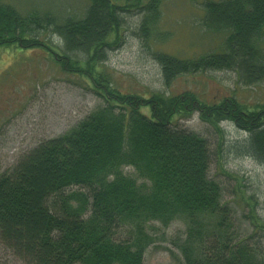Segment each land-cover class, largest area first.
<instances>
[{"label":"trees","instance_id":"16d2710c","mask_svg":"<svg viewBox=\"0 0 264 264\" xmlns=\"http://www.w3.org/2000/svg\"><path fill=\"white\" fill-rule=\"evenodd\" d=\"M86 1L81 16L57 17L36 9L21 14L0 0V47L45 50L62 72L82 79L105 104L0 175L1 242L24 264H142L140 242H116L114 229L167 223L183 214L190 221L184 264H264V223L254 215L248 218L250 235L236 233L219 186L207 177V141L177 127V120L197 113L222 137L220 124L230 123L247 135L239 150L264 163V102L249 108L234 97L206 102L190 91L147 96L120 91L106 67L107 55L122 40L132 13L141 16L143 37L156 34L162 0ZM202 6L204 27L224 34L221 52L187 59L155 52L164 86L208 71H232L243 85L264 81V0H207ZM122 166L150 184L137 186L121 173ZM72 186L86 189L88 216L83 207L71 208L72 200L80 206L88 200L81 192L65 195ZM204 216L218 220L210 233L200 226Z\"/></svg>","mask_w":264,"mask_h":264},{"label":"rangeland","instance_id":"374dc122","mask_svg":"<svg viewBox=\"0 0 264 264\" xmlns=\"http://www.w3.org/2000/svg\"><path fill=\"white\" fill-rule=\"evenodd\" d=\"M5 1L21 14L36 9L57 17L81 16L87 5L86 0ZM204 1L207 0H162L156 34L149 39L139 32L140 14L132 13L127 18L129 28L122 40L107 55L106 67L112 74L113 85L122 92L144 96L150 92L167 91L177 95L190 91L206 102L234 97L249 108L263 103L264 81L243 85L232 71L182 75L169 87L164 86L155 52L163 51L180 59L221 52L224 34L209 31L202 24ZM47 39L58 43L56 37ZM19 50L15 46L0 47V175L40 143L68 133L92 112L105 107L87 83L62 72L45 50ZM177 127L207 141L210 151L207 177L219 186L220 203L227 207L236 233L241 237L250 235L252 226L248 218L251 221L255 215L264 223V163L239 150L246 133L222 122L220 137L197 113L177 120ZM120 170L128 179L136 181L137 186L150 184L131 167L122 166ZM75 192L85 193L88 200L81 206L72 200L71 208L80 211L83 207L82 214L88 216L91 199L86 189L72 186L64 194ZM200 221L205 233L217 228L218 220L214 217L204 216ZM189 224L183 214L167 223L150 220L132 226L123 224L114 229L112 239L140 242L142 264H184L183 249L188 246ZM261 242L264 247V238ZM0 264L24 263L0 240Z\"/></svg>","mask_w":264,"mask_h":264}]
</instances>
